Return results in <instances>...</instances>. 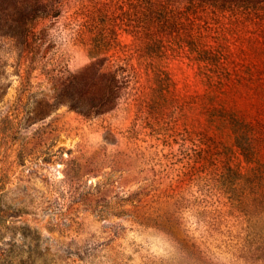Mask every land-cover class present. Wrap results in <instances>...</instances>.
<instances>
[{"label":"rangeland","instance_id":"1","mask_svg":"<svg viewBox=\"0 0 264 264\" xmlns=\"http://www.w3.org/2000/svg\"><path fill=\"white\" fill-rule=\"evenodd\" d=\"M207 4L203 25L213 36L207 46L225 47L228 57L221 62L234 72L248 77L253 68L247 96L257 102L264 87V0ZM13 8L2 2L0 20H11ZM53 21L37 32L42 52L30 60L28 72L18 70L13 39L0 35V264H264V188L249 205L250 217L222 211L204 221L198 217L203 206L227 210L218 193L213 199L194 188L203 200L194 202L161 185L164 177L187 172L186 152L200 146L168 147L144 134L129 140L134 113L87 119L62 106L44 115L59 86L44 73L46 49L66 66L68 81L92 61L70 40L71 29ZM171 68L182 92L203 91L188 59ZM201 146L223 159L227 151L242 172L264 162V152L246 155L234 144ZM196 167L198 177L214 171Z\"/></svg>","mask_w":264,"mask_h":264},{"label":"trees","instance_id":"2","mask_svg":"<svg viewBox=\"0 0 264 264\" xmlns=\"http://www.w3.org/2000/svg\"><path fill=\"white\" fill-rule=\"evenodd\" d=\"M7 1L14 5L13 18L0 20V29H8L0 35L13 39L19 71L28 72L33 56L42 52L37 32L48 20L71 29L72 43L92 60L68 81L66 66L46 49L41 55L46 58L44 73L48 83L59 86L54 103H45V116L62 106L87 119L134 113L129 140L144 134L168 147L179 142L183 148L200 146L194 153L186 152L192 164L187 172L163 178L165 191L188 194L194 202L200 199L194 196V188L213 199L218 193L217 202L227 210L203 206L198 217L204 221L222 211L250 217L249 205L264 188V162L242 172L232 165L227 151L223 159L222 153L201 146L211 141L226 148L229 143L237 145L246 155L264 152V87H259L258 101H251L253 96L247 94L253 68L248 69V77L234 72L221 62L228 57L225 47L207 46L212 35L203 25V12L208 2L215 5L216 0H0V7ZM185 59L197 67L203 91L178 88L171 67ZM197 164L201 169L211 165V176H194L200 170ZM205 186L214 193H208Z\"/></svg>","mask_w":264,"mask_h":264}]
</instances>
